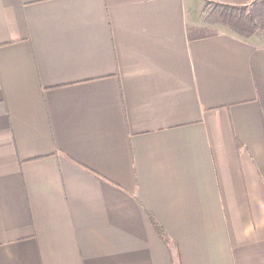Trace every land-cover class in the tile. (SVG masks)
<instances>
[{"label": "crops", "instance_id": "obj_1", "mask_svg": "<svg viewBox=\"0 0 264 264\" xmlns=\"http://www.w3.org/2000/svg\"><path fill=\"white\" fill-rule=\"evenodd\" d=\"M204 1L0 0V264H264V32Z\"/></svg>", "mask_w": 264, "mask_h": 264}, {"label": "trees", "instance_id": "obj_2", "mask_svg": "<svg viewBox=\"0 0 264 264\" xmlns=\"http://www.w3.org/2000/svg\"><path fill=\"white\" fill-rule=\"evenodd\" d=\"M213 4L211 6L205 4L203 8L207 9V20L223 24L227 29L242 38H248L258 32H264V2L262 0H254L250 6H237L221 2L214 4V6ZM149 217L161 242L168 246V237L164 229L158 225L153 217Z\"/></svg>", "mask_w": 264, "mask_h": 264}, {"label": "rangeland", "instance_id": "obj_3", "mask_svg": "<svg viewBox=\"0 0 264 264\" xmlns=\"http://www.w3.org/2000/svg\"><path fill=\"white\" fill-rule=\"evenodd\" d=\"M253 1L254 0H205L204 4H203V7H204L205 4L211 6L213 3L217 4L219 2L227 3V4H233V5H237V6H243V5L250 6ZM262 1L264 2V0H262ZM214 4H213V6H214Z\"/></svg>", "mask_w": 264, "mask_h": 264}]
</instances>
